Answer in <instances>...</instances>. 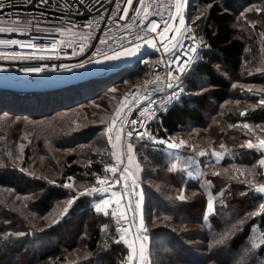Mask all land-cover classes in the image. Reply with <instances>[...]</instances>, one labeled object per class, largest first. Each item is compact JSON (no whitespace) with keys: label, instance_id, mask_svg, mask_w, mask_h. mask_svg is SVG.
<instances>
[{"label":"trees","instance_id":"trees-1","mask_svg":"<svg viewBox=\"0 0 264 264\" xmlns=\"http://www.w3.org/2000/svg\"><path fill=\"white\" fill-rule=\"evenodd\" d=\"M255 9H264V0L190 1L188 22L208 47H201L184 95L148 130L168 139L187 129L204 130L209 124V131L193 141L195 154L178 150L199 165L184 169L187 161L181 160L171 171L165 147L128 141L134 144L135 162L140 165L138 172L134 164L129 166L143 189L149 235L161 239L151 251L152 264H236L253 227L264 231V216L248 217L224 244L209 247L214 234L219 238L264 202L244 182L264 180L263 168L255 163L263 153L246 147L248 140L255 139L241 128L245 123H264V106L259 103L264 99V11ZM194 16L199 18L192 22ZM96 82L107 80L49 92L0 90V264H122L126 260L128 248L115 242L118 233L112 218L95 212L94 199H75L60 215L78 189L104 178L106 166L113 164L107 117L118 104L104 97L107 87L92 88ZM21 144L23 151L16 152ZM221 144L224 150H219ZM201 151L206 155L199 156ZM213 152L222 154L220 163ZM209 160L212 168L206 167ZM14 162L19 166L12 167ZM214 171L220 175H213ZM209 180L211 185L206 183ZM66 183L73 188H65ZM181 190L184 201L177 199ZM210 193L217 214L204 221ZM104 224L108 228L102 231ZM18 231L25 235H14ZM250 264H264V248L257 250Z\"/></svg>","mask_w":264,"mask_h":264},{"label":"snow or ice","instance_id":"snow-or-ice-1","mask_svg":"<svg viewBox=\"0 0 264 264\" xmlns=\"http://www.w3.org/2000/svg\"><path fill=\"white\" fill-rule=\"evenodd\" d=\"M27 3H32V0H26ZM40 4H47L49 0H37ZM106 3L112 4L114 2V7L105 8L104 12H101L98 17H96V24L94 25L93 21L89 20L87 24L83 27L85 28H98L99 21L105 19V14L110 13L108 19L110 22L114 23L115 18L119 13H123V15H119V20H124L126 17H129V8L132 9L134 16H132V20L134 22V26L136 28L135 31H132L133 25H120V40L122 43H117L115 38H110L108 32L105 31L104 35L99 37V42L94 46V50L88 55L86 61H80L76 64L69 65L66 63H61L57 66L60 70L71 71L73 68H84L85 63L88 64H105L111 62H118L122 59H128L135 57L138 53L141 52V49L144 45H147L149 48L156 49L159 51V48L162 47L164 52L161 57L156 61L148 63V67L150 71L145 73L149 79H146L143 84L144 95H139L138 90L134 91V99L132 100V105H138L141 101H147V108L145 112L147 113L148 119H154L156 114L160 111H166L167 106L171 105L174 102H178L180 100L181 95L185 91L184 81L190 80L192 76L196 72V67L193 66V62H196L200 56L201 47H208V45L203 44V41L197 38V34L193 27H189L185 23V10L187 6V0H173L172 4L169 5L170 10L168 19L164 22L163 31L160 33L161 37H163L164 33L172 32L173 35L167 37V40H172L174 43L168 44L167 40L160 44L159 46L156 43L155 37H150L151 33H155L157 31L158 24L155 20H149L147 23L148 16L150 15L148 6L145 5V0H138V2L142 5V7L137 8L133 4V0H123V4L126 6H122L121 0H105ZM12 0H0V9H4L6 6L11 7ZM79 4L87 6V0H79ZM62 9L65 11L66 20L65 23L71 25V28L65 27H56L52 31L57 34H63L65 32H70L72 28H75L76 25L70 19L71 15H79V8H74L73 3L70 0H64L63 5H61ZM94 8H88V11H93ZM250 11L252 9H249ZM255 11H264V9H255ZM155 15H160L159 12L154 13ZM199 18V17H198ZM182 27H174L173 23L177 22ZM33 27L30 20L21 21L19 18L11 19L8 18H0V34L3 33H20L27 34L31 28ZM37 29H39V24L35 25ZM46 31H49L46 29ZM89 41L95 39L91 35V33L87 34ZM187 40L191 41L190 47L185 51L184 45L181 41ZM65 42L60 39H53L48 44H38L33 39H29L27 41L19 40V39H0V46H13L17 45L20 48H32V49H44L50 57L59 58V54L63 52V47H61ZM68 46L71 47V43H68ZM180 48L181 52H183V56H180V53L176 52V49ZM88 51V47L85 46L84 43H80L73 47L72 55L75 57L76 55H83ZM0 58L7 60H25L33 58L31 54L28 57L21 56L19 53L15 51H11L9 53H0ZM41 59L44 57L41 56ZM5 69L0 68V71H4ZM45 69L41 66H27L22 69L25 73H41ZM55 70V69H53ZM152 86L151 88L149 86ZM170 90V91H169ZM199 90H203V85L200 86ZM113 92L116 89H112ZM156 93L163 94L159 101L153 100L152 97ZM260 103H264V99L260 101ZM131 111V109H129ZM123 112V107L117 109V117L113 120V124L117 122V120H121L124 124H131L133 127L127 132V137L129 141H131L132 137L135 136L138 139H147L153 145H162L167 150V156L170 158V170L176 171L178 164H180L181 160H186L187 162L183 164L184 169H190L193 165H199V161L194 159L193 157H182L178 150L185 148L187 145V141L180 139L175 140L169 137L168 139H161L157 135L153 134L148 128L144 125L143 120L131 119L127 118L128 113L124 112L123 117L120 116V113ZM145 112H141V116L145 115ZM244 113H241L243 115ZM140 125L143 128V131L137 130L136 126ZM244 128H248V124L243 125ZM112 129L110 128L109 131ZM121 130H118L117 135L115 137L116 142L113 144V148H116L119 142L121 141V135L119 134ZM111 142V137H109ZM192 147L191 145H187ZM223 144L220 145V148H224ZM241 147H244L242 145ZM246 147L248 149H255L258 152L264 153V138L257 137L256 142L252 140H248L246 142ZM24 145H20L21 152L23 151ZM193 150H195L193 148ZM126 151L128 155V165H132L135 163V154H134V146L131 142H128L126 145ZM114 156L117 154L114 152ZM199 156L206 155L205 152L201 151L198 153ZM212 155L215 157V162L220 163L222 159V154L219 152H213ZM119 160V164L123 165V159ZM259 165L264 168V156H262L259 161ZM135 167L137 170L140 169L139 163H135ZM206 167L212 168L213 163L209 160L206 164ZM106 171H110L114 175L117 174L120 169L117 165L106 166ZM224 171H227L225 169ZM123 172L127 175L120 176L119 179H116L114 183H119L121 179L125 181V189H128L129 185L127 181L131 179V191H126V195L129 197L136 196V203L133 207L131 200L127 205L128 210L133 211L134 215L139 213V225L136 229V235L134 239L129 240L127 238L129 229L120 227V219H126L125 211L119 212V219H117V228L116 232L119 233L118 238H115L116 243H120L121 241L127 245V248L130 250L127 254L126 261L122 262V264H152V258L150 253L151 248V237L149 235L148 227L145 223V219L143 216L142 205L144 203V194L143 191L137 192L136 189L139 187L137 183V179L133 171H131L130 167L125 166L123 168ZM244 175L243 172L240 173ZM253 174V173H250ZM188 175L191 176L192 172L189 171ZM203 175V172L200 173ZM213 175H220V172L214 171ZM260 175H264V173H260ZM72 178L69 177V180ZM51 183H55L54 181H50ZM108 182V177L98 178L97 184L101 185V187L97 188L95 186L91 188H86L83 193H95V192H103L106 191L103 187ZM245 183L252 186L257 194H261L264 196V183H254L252 180H245ZM208 185L212 184V181H206ZM65 188H73L72 183H66L63 185ZM244 193H242L243 195ZM113 196H117L116 192L112 193ZM185 195L183 190H181L178 200L184 201ZM76 197H72L66 201V205L62 212L61 216L66 214L69 211V208L72 206ZM117 204L120 203V200L116 201ZM223 204V201H221ZM112 204V201L108 199H103L100 202L94 205V210L97 213H103L105 216L112 215L117 216L115 211L109 213V208ZM210 214L216 215L217 209L212 198V194L210 193L207 201H206V210L203 216L204 221L210 220ZM264 216V202H260L258 206L253 211H249L246 213L245 218L240 219L237 223L232 225V228L224 231L219 235V238H216L215 234L213 239L209 245L211 248L213 245H222L225 241L228 240L230 236H232L235 232L240 231V226L245 223V219L248 217H257ZM53 224L58 223L57 220L52 221ZM108 228L107 224L102 226V231ZM209 231H212L211 225H209ZM16 236H24L25 232L18 231L14 233ZM7 236V234H6ZM264 248V233H261L260 237H254L251 239L250 244L245 245L242 252L239 255V259L236 261V264H250L251 257H254L257 254V250ZM210 259H212L210 257Z\"/></svg>","mask_w":264,"mask_h":264},{"label":"built area","instance_id":"built-area-1","mask_svg":"<svg viewBox=\"0 0 264 264\" xmlns=\"http://www.w3.org/2000/svg\"><path fill=\"white\" fill-rule=\"evenodd\" d=\"M7 3V0H5ZM73 3L74 8H79L80 13L79 15H71L70 19L76 25L75 28H72L70 32H65L63 34H57L52 31L56 27H65L71 28V25L65 23L66 15L65 11L62 9L61 5H63L64 0H49L47 4H40L37 0H32V3H27L26 0H12L11 7L6 6L4 9H0V18H8L9 20L19 18L21 21L30 20L33 27L27 34H20V33H3L0 34V39H19L27 41L29 39H33L38 44H48L53 39H60L63 40L65 43L61 46L63 47V52L59 54V58L50 57L48 53L44 49H32V48H20L17 45L13 46H0V53H9L11 51H15L19 53L21 56L28 57L29 54L32 55L33 58L20 60L17 59L7 60L0 58V68L5 69L4 71H0V77L2 78H11L15 80H32L35 78H44L47 75H53L55 78H60L64 76H69L77 73H83L89 70H93L96 68V64H88L85 63L84 68H73L71 71L60 70L57 66L61 63H66L69 65L76 64L80 61H86L88 55L94 50V46L98 44L99 37L104 35L105 31L108 32L110 38H115L117 43H122L123 41L120 40V25L128 24L133 25L132 31H135L136 28L134 26V22L132 20V16L134 13L132 9L129 8V17H126L124 20H119V15H123V13H119L118 16L115 18V22L112 23L109 21L108 16L110 13L105 14V19L99 21L98 28H85L83 27L85 24L88 23L89 20L93 21L94 25L96 24V17L99 16L101 12H104V9L114 7V2L112 4H108L105 0H87V6L79 4V0H70ZM173 0H145V5L148 6V10L150 15L148 16L145 23L149 20H155L158 24L157 31L155 33H151L150 37H155L156 43L162 39L167 33H164L163 37H161L160 33L163 31L164 22L168 19L170 9L169 5L172 4ZM122 6H126L123 4V0H121ZM133 4L135 7L140 8L142 5L138 2V0H133ZM88 8H94L93 11L89 12ZM159 12L160 15H155L154 13ZM39 24V29L35 27L36 24ZM49 30V31H46ZM91 33L95 39L89 41L87 34ZM71 43V47L68 46V43ZM84 43L86 47H88V51L83 55H76L75 57L72 55L73 47L76 45ZM181 43L184 45L185 51L190 47L191 41L183 40ZM177 53H180V56H183V52H181L180 48L176 49ZM163 52L159 53L157 58L154 60L156 61L161 57ZM43 56L44 58L41 59L40 57ZM148 57H145L143 60L140 61L141 65L146 63ZM194 63V62H193ZM27 66H41L44 67V71L41 73H25L22 71L24 67ZM55 69V70H53ZM150 71V69H149ZM146 79H149L147 76ZM145 79V80H146ZM144 84V83H143ZM187 80L184 81V87L186 90ZM152 87L151 85L149 86ZM170 91V90H169ZM139 95H144L143 85L142 88L138 91ZM134 91L129 95V97L133 100L135 97L133 95ZM185 93V91H184ZM181 95V97L184 95ZM163 94L156 93L153 95L152 99L159 101ZM180 97V99H181ZM177 102L172 103L171 105L167 106L166 111H160L156 114L154 119H148L147 113L145 109L147 108V101H141L140 104L135 105L133 109H131L130 113L128 114L127 118L143 120L144 125L148 128L149 125L156 121L160 116L165 114L171 107H173ZM141 112H145L144 116H141ZM120 116L123 117V114L120 113ZM117 117V113L113 116L112 121L110 123L111 129L121 130L123 140L128 142L129 138L127 137V132L133 127L131 124H124L121 120H117L115 124H113V120ZM137 130L143 131L144 129L140 127V125L136 126ZM138 140L140 142H148L145 139H138L137 137L133 136L131 140ZM182 138H179V140ZM184 140V139H183ZM162 146V145H159ZM164 147V146H163ZM112 165H117L120 171L117 174H109L105 177H108V182L103 185L106 191L103 192H95V193H85L80 195L77 193L75 195L76 199L81 197H89L92 199H104L108 195L105 193H113L116 192L117 196L116 201L120 200L119 204H116L112 209L117 213V216H112V224L113 228L116 231L117 228V219H119V212L125 211L126 219H120V227L121 228H130L131 233L136 234V229L139 225L137 221V215L133 213V211L128 210L127 205L128 202L124 200V198L128 195H124L126 192L125 189V181L123 179L120 180L119 183H114L116 179H119L120 176L127 175L123 172V169L120 167L119 163L113 161ZM129 184V182H127ZM101 187V185L97 184V181L89 186L91 187ZM130 191V187L127 189ZM84 192V191H83ZM82 192V193H83ZM119 234V233H118ZM129 237V234L127 238Z\"/></svg>","mask_w":264,"mask_h":264},{"label":"rangeland","instance_id":"rangeland-1","mask_svg":"<svg viewBox=\"0 0 264 264\" xmlns=\"http://www.w3.org/2000/svg\"><path fill=\"white\" fill-rule=\"evenodd\" d=\"M198 9L199 10H201V8L200 7H198ZM194 19H198V17H196V16H194L192 19H191V21L193 22L194 21ZM190 22H188L187 23V25L189 26V27H192L190 24H189ZM195 30V29H194ZM196 31V30H195ZM157 58V56L156 55H149L148 56V59L146 60V62H148V63H151V62H153L155 59ZM148 63H145L144 65H141V63H138V64H136V65H134L132 68H129V69H126V70H123V71H120V72H118L117 74H114V75H111V76H109V77H107L106 78V80H107V82H96V83H94L93 85H92V88H94V89H98V90H100L101 88H104V87H107L106 88V90H107V94L104 96V97H107V98H111L113 101H116L117 102V104L119 105L120 104V102H121V100L124 98V97H126V95H127V97H126V99H125V103L122 105V107H123V112H121L122 114L124 113V112H127L128 114L130 113V111H129V109H133V105H132V99L129 97V95L133 92V91H136V90H140L141 88H142V85H143V83H144V81H145V79H146V75H145V73H148L149 72V67H148ZM104 68H102L101 70H103ZM105 79V78H104ZM110 84H112V85H110ZM109 85V86H108ZM98 87V88H97ZM112 89H116V91L115 92H113L112 91ZM96 92V91H95ZM229 103H232V102H229ZM259 103H260V101H259ZM96 104L97 105H99V106H102V107H104V108H107L106 110H111L110 108H109V106L107 105V104H104L103 102H96ZM118 105H117V107H118ZM261 105H263L264 106V103H261ZM121 107V108H122ZM115 111H116V109H115ZM114 111V112H115ZM114 112H113V114H112V112H111V116H109V117H107V125H108V123H109V125L107 126V129H106V132H107V135H108V138L109 137H111L112 138V146H113V144L114 143H117L116 142V139H115V137H116V135H117V132H118V130L117 129H112L111 131H109V129H110V123H111V121H112V118H113V116L112 115H114ZM213 121V120H212ZM249 127L248 128H244L243 127V125L241 126V128L245 131V132H247L248 134H250L251 136H252V139H255V142H256V138L257 137H260V138H264V123L263 124H260V125H256V126H252V125H248ZM211 126L208 124V126L206 127V129H202V130H196V129H187V130H185L184 132H182V133H180V134H177V135H174L173 137H172V139H175V140H179V138H182V139H184L185 141H187V145H191L192 147H189V146H185V148H183V150H188L189 152H191L192 154H195V152H194V150H193V148H194V145H193V141H194V139L195 138H197L200 134H203V132L204 131H206V133H207V131H209V128H210ZM120 135H121V141L119 142V144L117 145V147L116 148H113V153L115 152L117 155L116 156H114L113 155V157H112V162L113 161H115L116 160V162L117 163H119V160L117 159V157H119L120 159H123V161H124V164L123 165H121V164H119L120 165V167L123 169L125 166H128V167H130L129 165H128V163H127V161L128 160H126V158H127V151H126V145H127V143L128 142H126V141H124L123 140V137H122V133L120 132L119 133ZM196 140V139H195ZM202 142V141H201ZM198 143H200V140H198ZM134 145V144H133ZM195 149V148H194ZM20 150V147H18L17 149H16V152L17 151H19ZM219 150H224V149H222V148H219ZM220 152H222V151H220ZM262 156H264V153L262 154ZM261 156V157H262ZM261 157H258V158H256V160H255V163H257L258 161H259V159L261 158ZM136 163V162H135ZM135 163H134V165H135ZM12 167H17V166H19V164H16V162H14V163H11L10 164ZM110 166H111V164H110ZM135 170H136V172H138V170L136 169V167H135ZM132 171V170H131ZM262 173H264V168L262 169ZM109 174H111V172L110 171H108V173H107V175H109ZM135 174V173H134ZM106 175V176H107ZM135 177H136V179H138L137 178V174H135ZM262 177H264V175H262ZM127 182H129V187H130V190H131V179H129ZM139 182L140 181H138L137 180V183H138V185H139ZM260 183H264V180L262 181V182H260ZM87 185H89V183L88 184H85L83 187H81L80 189L81 190H79L78 189V191H76L75 192V194H74V196L77 194V193H82L83 192V190H85V188H88V186ZM77 186V185H76ZM91 186V185H90ZM128 187V188H129ZM126 191H128L127 189H126ZM136 191L137 192H139V191H143V189H142V187H141V185H139V187L136 189ZM126 193V192H125ZM105 195H108L106 198L104 197V199H108V200H110V201H112V204H111V206H110V208H109V213H111V212H113V208H114V206L117 204L116 203V197L115 196H113L112 195V193H105ZM124 195H126V194H124ZM261 195V194H260ZM262 196V195H261ZM145 197V196H144ZM263 197V199H264V196H262ZM136 199H137V197L136 196H131V197H129V196H126L125 198H124V200H126L128 203H129V200H131V203H132V205H133V207L135 206V203H136ZM101 200H103L102 198H100V199H94V202H93V206L96 204V203H98V202H100ZM133 202H134V204H133ZM144 203H145V199H144ZM144 203H143V205L142 206H144ZM142 209H143V207H142ZM101 214H103V213H101ZM104 215V214H103ZM139 215V213H137V216ZM105 216V215H104ZM109 216H111V218H112V215H109ZM59 221H60V218H59ZM48 225H50V223L49 224H47L46 226H48ZM46 226H44V227H46ZM148 227V226H147ZM67 229H69V228H67ZM148 230H149V228H148ZM261 233H264V231L263 232H260L259 231V228L257 227V226H254L253 227V229H252V235H251V237H250V239L248 240V244H250V241H251V239L252 238H254V237H260L261 236ZM129 234V237H128V239L130 240V238H131V233H128ZM68 236L70 237L71 236V234H68ZM117 236H119V234L117 235ZM151 237V236H150ZM122 242V241H121ZM160 242H161V239L159 238V239H156V240H153L152 238H151V248H150V253H152L151 251H152V249L153 248H155V247H157L159 244H160ZM247 244V245H248ZM126 246V245H125ZM129 252V251H128ZM127 259V258H126ZM126 261V260H125Z\"/></svg>","mask_w":264,"mask_h":264},{"label":"water","instance_id":"water-1","mask_svg":"<svg viewBox=\"0 0 264 264\" xmlns=\"http://www.w3.org/2000/svg\"><path fill=\"white\" fill-rule=\"evenodd\" d=\"M190 1L187 0V6L185 10V23H188V10L190 6ZM174 27H182L177 22L173 23ZM173 35L172 32H168L162 39H160L157 42V45L159 46L165 40H167V37ZM168 44L174 43L172 40H167ZM164 52V49L162 47L159 48V51L153 48H149L147 45H144L141 49V52L138 53L135 57L128 58V59H122L118 62H111V63H105V64H96V68L93 70H89L83 73H77L69 76H64L60 78H55L53 75H47L44 78H35L32 80H15L11 78H2L0 77V90H11L16 91L20 93H34V92H49V91H55V90H61L65 89L71 86H77L86 82H90L93 80H100L107 78L111 75L117 74L120 71L126 70L128 68H132L134 65L140 63L141 60H143L145 57H148L149 55H158L159 53ZM104 68L103 70H101ZM127 97V95H126ZM124 97L118 107L116 108V111L114 112V115L117 113V109H120L122 105L125 103ZM59 223V219L57 220ZM58 223L53 224V226H56Z\"/></svg>","mask_w":264,"mask_h":264},{"label":"crops","instance_id":"crops-1","mask_svg":"<svg viewBox=\"0 0 264 264\" xmlns=\"http://www.w3.org/2000/svg\"><path fill=\"white\" fill-rule=\"evenodd\" d=\"M131 191V190H130ZM137 221L139 222V215H138V217H137ZM128 229H129V233H131V231H130V228L129 227H127ZM135 233H131V238H130V240L131 239H134V237H135ZM126 245V244H125ZM126 247H127V245H126ZM128 251H130L129 249H128Z\"/></svg>","mask_w":264,"mask_h":264}]
</instances>
